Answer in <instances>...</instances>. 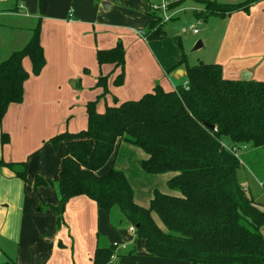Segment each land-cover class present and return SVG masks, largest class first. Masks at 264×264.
I'll list each match as a JSON object with an SVG mask.
<instances>
[{
  "label": "trees",
  "instance_id": "16d2710c",
  "mask_svg": "<svg viewBox=\"0 0 264 264\" xmlns=\"http://www.w3.org/2000/svg\"><path fill=\"white\" fill-rule=\"evenodd\" d=\"M183 1L187 0L172 3L169 9ZM191 1L203 8L202 20L207 21L248 12L260 0L237 4ZM148 14L144 39L163 40L166 31L161 20L150 9ZM26 57L31 73L38 75L45 65L39 23L25 46L0 63V118L11 104L23 102V85L29 78L22 65ZM96 60L99 66L120 67L114 82L122 83L124 49L120 42L113 49L97 51ZM182 65L183 54L171 71ZM185 76L186 86L165 92L157 85L137 101H115L101 114L96 112L97 101L87 103L85 130L63 132L49 140L62 144L52 180L57 205L40 203L37 208L51 210L59 228L69 200L84 196L106 214L113 230L133 228L151 257L183 264H264V209L239 181L242 165L236 155L239 147H264V82L227 80L218 64L185 65ZM103 81L99 77L98 84ZM7 141L3 134V144ZM121 142L143 151L147 158L141 167L147 174H173L167 187L180 195L154 190L148 207H141L134 202L124 172L112 167L101 173ZM20 166L16 175L27 183L26 163ZM261 188L264 191V181ZM114 210L119 214L115 219ZM97 242L92 264H109L116 247ZM134 252L131 249L128 256Z\"/></svg>",
  "mask_w": 264,
  "mask_h": 264
},
{
  "label": "crops",
  "instance_id": "0c3cea01",
  "mask_svg": "<svg viewBox=\"0 0 264 264\" xmlns=\"http://www.w3.org/2000/svg\"><path fill=\"white\" fill-rule=\"evenodd\" d=\"M22 1L0 0V63L25 46L39 23L45 65L34 76L29 59H23L29 74L23 85V102L11 104L0 118V264H92L98 239L101 245L117 244H110L108 237L124 230H113L106 214L84 196L69 200L59 228L51 210H38L40 203L56 206L58 199L52 180L62 144L49 140L63 132L85 130L87 103L97 101L96 112L101 114L115 101H137L157 85L165 92L173 91L179 77H186L185 68L171 71L181 55L162 51L155 45L157 40L144 39L150 5L156 0H103L109 3L107 11L101 0H43L39 17L36 4L28 13L21 7ZM18 2L19 6H11ZM221 19L224 25H220L213 63L221 66L227 80H241L248 73L249 80L264 82V0L248 12ZM207 32L197 41L196 45L201 42L198 49L209 42ZM118 42L124 49V77L116 85L121 68L99 66L96 53L113 49ZM99 77L104 78V85L98 84ZM3 134L8 139L4 144ZM126 148L130 147L119 143L118 155L100 172L113 167L127 178L133 164L130 158L119 156ZM22 163H26L27 183L16 175ZM142 255L154 259L145 250Z\"/></svg>",
  "mask_w": 264,
  "mask_h": 264
},
{
  "label": "rangeland",
  "instance_id": "374dc122",
  "mask_svg": "<svg viewBox=\"0 0 264 264\" xmlns=\"http://www.w3.org/2000/svg\"><path fill=\"white\" fill-rule=\"evenodd\" d=\"M205 1L216 4H237L246 0ZM42 2L43 0H23V5H21V7L23 6V9L29 13L33 8V4H36L35 14H38V16L36 17H39V4H41ZM101 2L105 1H99V3ZM178 2H176L175 4H177ZM188 2L189 5L186 1H183L176 8H174V10H177L178 14L176 18L167 23H162L164 26V30L166 31V37L163 40L156 41L155 45H158V47H160L162 51H166L169 53L176 52L179 56L183 54L185 57V65L189 67L195 66L199 63L217 64L213 63L212 60L213 50L215 48L217 40L220 39L221 36V30L223 27H220V25H224V22L221 18L216 17L209 18L207 22L203 21L202 19L205 14L202 13L203 8L199 4H196L191 0H188ZM70 4H72V2H70ZM14 5L19 6V2L18 5L17 3L11 4L12 7ZM69 10H73V8H68V11ZM199 14L201 15L198 16ZM192 29L197 30V34L199 35L193 34ZM208 30L209 32H207ZM206 32L207 34L209 33V42L205 44L203 48L194 49L199 38H203L206 35ZM154 41L155 40H149L150 43ZM185 65L181 66L182 70H184ZM185 81L186 77L181 76L179 77L176 84L182 85ZM121 143H124L125 147H130L126 148L127 150H122L119 156H126V158H130L133 164V166H130V169L128 170L127 180L133 189L134 200H136L135 203L145 208L148 207L150 199L149 196H152L153 190H157L161 193L167 192L166 194H170L173 196L180 195L179 192L170 191L167 187V180L171 178L170 176H173V174H147L141 167V162L146 159V155L141 150H139V148H136L126 142ZM225 143L227 146H230L228 142ZM137 153L140 157H137ZM116 155H118V153ZM236 155L238 156L239 161L242 165V168L238 171L239 181L246 186L248 194L257 202V204L261 205V207H263L264 209V191L261 188V183L262 181H264V147L258 149H254L251 147H239L236 151ZM101 171L104 172V168ZM117 216H119L118 211L114 210L113 218L115 219L117 218ZM154 219L158 225H161L159 219L155 215ZM121 230L124 231L121 233L119 232L116 234H111L108 237V241L110 244L116 242L119 245V247H116L115 249L116 255L111 259L112 264H183L179 261L157 259L154 257V259L151 260L148 258H143L147 256L142 255L144 254V245L142 241L136 239L135 234H132L128 230V227H121ZM262 231L264 232V228L262 229ZM100 244L102 243L100 242ZM122 245H124V248L122 247ZM131 249H134L135 252L132 253V256H128V253ZM145 254L148 255L146 252ZM119 255L124 256L119 257Z\"/></svg>",
  "mask_w": 264,
  "mask_h": 264
},
{
  "label": "built area",
  "instance_id": "2783aa9c",
  "mask_svg": "<svg viewBox=\"0 0 264 264\" xmlns=\"http://www.w3.org/2000/svg\"><path fill=\"white\" fill-rule=\"evenodd\" d=\"M178 1H181V0H156L150 5V13L156 16L157 18H159L162 23H167L171 21L172 19H174L177 14V10H174V9L171 10L169 9V6L172 3H176ZM192 33L196 35L198 32L197 30L192 29ZM184 86H186V83ZM128 230L132 234H135V231L133 228L130 227L128 228ZM113 246L116 247L117 244H114ZM122 247L124 248V245Z\"/></svg>",
  "mask_w": 264,
  "mask_h": 264
},
{
  "label": "water",
  "instance_id": "95a60500",
  "mask_svg": "<svg viewBox=\"0 0 264 264\" xmlns=\"http://www.w3.org/2000/svg\"><path fill=\"white\" fill-rule=\"evenodd\" d=\"M101 5H102V7H103V9L105 11H107L109 9V3L108 2H102ZM199 47H201V42H198V44L195 46L194 49H198ZM179 72H181V71H178V73ZM241 81H243V82L249 81V74L248 73H243L241 75Z\"/></svg>",
  "mask_w": 264,
  "mask_h": 264
}]
</instances>
